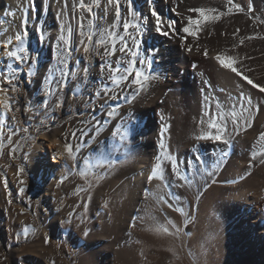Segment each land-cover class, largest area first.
Instances as JSON below:
<instances>
[{"label":"bare ground","instance_id":"bare-ground-1","mask_svg":"<svg viewBox=\"0 0 264 264\" xmlns=\"http://www.w3.org/2000/svg\"><path fill=\"white\" fill-rule=\"evenodd\" d=\"M76 2L79 4L80 0H67L65 6L70 7ZM84 2L92 8L95 6V0ZM28 4L30 0H0V17L5 13L6 18L11 20L13 12L23 10ZM106 4L107 0H100V7H95L97 16H91L97 38L100 29L117 33V45L120 44L119 37H124L132 50L136 51L137 48V62L147 60L151 63V67L144 63H138L135 67L145 75L156 78L147 81L143 89L132 84L134 75L118 83L109 79V72L113 69L120 70L118 73L113 72L117 80L119 76L126 75L124 69L128 66L129 55L117 49L114 56L96 55V66L89 63L88 73H80L75 84L69 87L65 82L74 80L76 74H66L64 77L56 74L55 83L60 82L61 78L64 80L60 95L52 91L51 95L47 91L43 92V98H56L58 104L66 103L65 94L69 93L70 103L68 107H63V114L75 111V123L92 129L86 138L88 145L84 148L85 157L90 155L94 162L102 161L109 171L113 170L111 179L107 180V188L96 194L95 203L99 212L106 207L109 196L114 197L112 210L115 215L113 220L107 222L109 225L105 234L96 240L100 247L93 254V262L115 264L119 247L131 232L136 211L144 206L142 216L151 225L165 222V216L169 214L165 207L171 203H157L155 197L167 194L165 190L174 195L178 186L193 184L214 171L220 177V182L229 184L215 187L216 200L220 201L219 209L223 210L222 223L219 225L221 236H218V243L227 250L223 264H264V204H259L264 203V164L253 177L248 176L251 164L249 152L256 142L261 141L259 134L264 132V92L224 68L215 58L218 54L233 57L237 62L235 66L244 75L254 84L264 86V67L261 63L264 60V40L260 37L264 34V0H233L231 12L228 11L227 0H132L135 17L131 15L128 0H120L119 18L115 16L114 5L104 11ZM64 5L62 0H52L49 9L63 13L66 12ZM235 6L243 11H237ZM201 7L216 9L224 15L218 21L202 24L197 37L188 36L182 31L187 24L186 18L189 15L194 19L200 18L199 13L189 9ZM152 9L162 20L161 31L156 30ZM3 20L0 18V57L6 56L7 51L16 46L15 33L17 29L19 31L15 20ZM125 21L139 25L140 32L130 28L132 38H129L122 28ZM173 21H176L175 31L168 27ZM164 32L168 35H164ZM249 36L255 38L245 39ZM9 38L13 44L5 46ZM133 39L138 40L139 44H133ZM240 39H244L242 45ZM186 45H191L192 50L189 51ZM204 49L208 50L207 57L203 54ZM103 51V47L99 49L100 53ZM244 89H248L245 93L253 92L256 98L254 107L245 115L247 121L241 109L244 101L240 93ZM101 90L108 95L97 97L95 93ZM211 105L220 110L225 107L233 111L238 116L237 121L212 119L207 115V106ZM8 107L7 98L0 90V115L6 116ZM113 110L115 115L109 116L107 113ZM55 118L57 116L48 121V127L55 126ZM213 122L221 127L212 128ZM224 125L226 132H222ZM218 132L227 143L213 138L198 139L207 134L214 137ZM65 134L61 125H56L53 137L47 134V129L37 132L31 137V151L25 159L27 173L39 182L41 188V200L44 202L42 213L46 208L51 209L53 227L58 226L62 218L56 190L68 176L73 163V154L69 156L65 152V145H70L69 135ZM72 147L74 151L76 144L72 143ZM92 161L88 163L90 168L94 166ZM173 161L178 167L173 165ZM157 163L162 165L164 179L149 181L147 177ZM211 166L214 168L209 171ZM177 171L179 176L176 175ZM43 230L47 231V227ZM108 238L110 243L107 242ZM157 240L163 239L159 237Z\"/></svg>","mask_w":264,"mask_h":264},{"label":"rangeland","instance_id":"rangeland-1","mask_svg":"<svg viewBox=\"0 0 264 264\" xmlns=\"http://www.w3.org/2000/svg\"><path fill=\"white\" fill-rule=\"evenodd\" d=\"M32 1L30 0L29 6L21 11L13 12L12 18L10 17L11 20H15L19 28L15 34L23 30L22 20L28 19L29 35L24 40V47L28 51L24 54V62H17L7 55L0 57V90L7 98V105L9 104L6 109L7 115H0V126H2L0 132L3 133L0 137V143L3 144L0 148V264H95L92 259L93 254L100 247L96 240L105 234L109 225L107 222L113 220L115 215L112 210L114 197L110 195L106 207L99 212L95 203L96 194L107 188L113 170L109 171L102 161L95 160L94 162L90 155L85 157L84 148L88 145L86 138L92 129L75 123V111L63 114L64 108L70 103L69 93L65 94L66 103L58 104L56 98H43V92L47 91L48 94L51 90L52 93L61 94L59 90L61 91L64 80L61 78L59 84H56L54 82L56 74L61 77L66 74H76L74 80L70 79L65 82L69 87L70 84H75V79L80 73H85L83 69L89 68L88 65L96 66L95 52L85 53L84 44L80 41L83 40L85 44H88L87 35L93 34L90 47L98 50L102 48V46L98 48L97 31L92 18L97 14V10L93 5V11L89 13L80 9L77 2L74 5L71 4L72 9L71 6H65L62 0L66 12L56 13L55 10L49 9L52 0H40V3H37L38 0H34L33 3ZM0 18L6 22L11 21L6 18L5 13ZM81 21L85 24V26L83 24L85 33L83 36L79 35ZM69 27L72 29L71 47L77 49L70 56L64 51L68 45L59 38L61 35L65 37V40L69 38L67 31ZM99 31L105 30L100 29ZM109 32L112 31L109 29ZM41 35L44 36L43 40L40 39ZM260 37L264 40V34ZM12 50H15V47ZM61 59L65 61L62 65L59 62ZM132 59L137 60V57L129 56L128 62L126 61L127 65ZM89 60L93 63L89 64ZM261 63L264 67V60ZM61 68H63V75ZM119 68L123 69L121 66ZM13 70H15L17 80L9 84L4 80V76H11ZM114 84L117 85V83ZM13 87L15 91L12 90ZM246 90L248 89L241 92L245 93ZM248 96L252 99L251 104H248L244 98ZM244 97L241 98L244 101L243 104L241 103V109L244 110L243 118L247 121L248 118H245V115L249 109L254 107L256 98L251 91H247ZM219 110L220 108L212 105L207 106V115L215 120L234 119L237 121L238 116L233 111L225 107L221 108L222 111ZM228 113L229 115L226 116ZM56 116L55 126L48 127V121ZM26 119L31 121L28 122ZM56 125L64 127L65 133L69 135L70 145L75 143L76 149L71 156L72 169H69L68 176L56 190V199L60 202L62 212L59 211V213L62 218L58 226L53 227V217L49 212L51 209L45 207L42 213L44 202L41 200V188L39 182L27 173L25 159L31 151L29 146L31 137L46 129L47 134L53 137ZM9 136H11V141L8 139ZM13 149H15L14 152ZM249 157L251 164L248 176L253 177L262 165L260 161L264 160V140L254 144ZM90 161L94 162L91 168L88 166ZM21 168L22 172L19 171ZM213 168L211 166L209 171ZM218 178L220 177L216 172H209L193 184L178 186L175 196L167 190H165L167 194L156 196L157 203L164 201L171 203L170 206L167 204L165 207L169 213L165 216L166 221L155 225L156 227L149 224L142 216L144 206L140 211H136L137 213L133 215L134 223L131 232L127 235L125 243L119 247L122 253L117 252L119 255L115 264H223L227 250L218 243V236H221L219 225L222 223L223 210L219 209L220 201L216 200L215 187L229 184L225 181L220 182ZM5 180L7 181L6 186ZM116 197L118 200V195ZM261 203L264 204L263 202L259 204ZM177 209H182V211H177ZM45 227L47 231L43 230ZM165 229L167 232L164 231ZM159 237L163 240H157ZM208 237L213 239L209 240ZM110 241L108 238L107 242L110 243ZM238 255L237 258L240 257Z\"/></svg>","mask_w":264,"mask_h":264},{"label":"snow or ice","instance_id":"snow-or-ice-1","mask_svg":"<svg viewBox=\"0 0 264 264\" xmlns=\"http://www.w3.org/2000/svg\"><path fill=\"white\" fill-rule=\"evenodd\" d=\"M66 4H67V0H65V5ZM227 4L229 5L228 11L231 12V7L234 6L233 5V0H227ZM112 5L115 6V16L117 18H119L120 15H121L120 0H107V4L104 7V11H107L108 8L110 6H112ZM78 7L80 9L86 10L89 13H91L93 11L92 6H89V5L85 4L84 0H80V2L78 4ZM95 7H100V0H95ZM128 7H129V10L131 12V15L133 17H135L136 14H135L134 10H132V0H128ZM235 7H236L237 11H243V9L240 8L239 6H235ZM189 11L200 14V18L199 19H194L191 15H189L186 18V20H187L186 26H184L182 28V31L184 33H186L188 36H191V37H197L198 36V34H199L200 30H201V25L202 24L210 23L212 21H218L224 15L223 12H217L216 9H212V8H207V9L206 8H202V7L201 8H193V9H189ZM151 14H152V16H154L156 18V30L157 31H161L162 20H161L160 16L157 14L155 9L151 10ZM178 15H179V13H178ZM175 23H176V21H173L171 24L168 25V27L173 29V31H175V28H174ZM27 24H28V19L24 18L22 20V29L23 30L21 32H18L17 34H15V41L17 42L16 46H15V50H9L6 53V55L9 58H13L17 62H24V60H25V55L24 54L28 51V49H26L24 47V40L29 35ZM79 28H80L79 35L83 36L85 33H84V30H83V22L82 21L79 24ZM122 28H123V31L125 33L129 34V38H132L131 34L129 33V29L130 28L135 29L137 32H140L139 25L134 24V23H132L130 21L123 22ZM67 31L69 33V38L67 40H65V37L63 35H61L59 38L62 41H64L65 44L68 45V47L64 51H65L66 55L70 56L72 54V52L76 51L77 49H74V48L71 47L70 40H71L72 29L69 27L67 29ZM163 34L164 35H168L167 32H164ZM98 35H99V38L97 40V44H99L100 46L103 47V49H104L103 53H100L99 50L95 49L94 47H90V45H91V43L93 41V34L87 35V40L89 42L88 44H85L83 40L80 41L81 44H84V52L85 53H89L90 51H94L97 56H99V55L114 56L117 53V49H118V51L120 53H128V55L130 57H132V58H135V57H137L139 55L138 51H134V50H132L130 48V46L125 41V38L122 37V36L119 37L120 44L117 45L116 36L118 34L115 33L114 31L113 32H108L107 30H105V31H99L98 30ZM233 35L235 36L236 33L234 32ZM253 38H255V37L249 36V37H246L245 39H253ZM40 39L43 40L44 36L41 35ZM181 39L184 40L185 38L181 37ZM239 43L242 45L244 43V39H240ZM12 44H13V41H12L11 38H9L8 40L5 41V46L12 45ZM133 44L138 45L139 41L136 40V39H133ZM186 46H187L189 51L192 50V46L191 45H186ZM203 54L205 55V57H207L208 56V50L204 49V53ZM215 58H216L217 61H219V63L224 68L230 69L237 76H240L244 81H247L248 84L253 85V87L259 88V90L261 92H264V86H261L259 84H254L253 81L251 79H249V77L247 75H244V73L241 72L240 69L237 66H235L237 62L234 60L233 57L223 56V55H219L218 54ZM59 62L62 65L65 61L63 59H61ZM88 62L91 63V60H89ZM117 63H119V61H117ZM136 63L137 62H136L135 59L130 60L128 66L124 69V72L126 73V75L119 76L118 80H115L113 72L118 73L120 70L119 69H113L112 72H109V79H113V80H115V82L118 83L119 80H128L129 76L133 75V73H134V77L135 78L131 81L132 84L137 86L138 89H143L145 87V83L147 81H149L150 79H155L156 77L145 75L142 71H140L138 68L135 67ZM139 63H144L148 67H151L150 61L140 60ZM107 67L111 68L112 66L111 65H107ZM103 70H104V68L102 67L101 71H103ZM60 71H61V74L63 75V68H61ZM83 71L85 73H88L89 69L85 68V69H83ZM4 80L7 83H9V84H11L12 81L17 80V77L15 75V70L12 71L11 76H4ZM56 83L59 84V81H56ZM12 90L15 91L16 90L15 87H13ZM48 94H52L51 90H49ZM102 94L104 96L108 95L107 93H104L102 90L101 91H97L95 93V95L97 97H100ZM240 96L244 97V93L241 92ZM244 98L246 99L248 104L252 103L251 97H244ZM107 114L109 116H113V115H115V112L113 110V111H109ZM0 127H2V126H0ZM211 127L215 129V128H220L221 126H219L215 122H213L211 124ZM249 127H251V125H249ZM226 131H227L226 126H223L222 127V132H226ZM259 135H260V139L264 140V132H261ZM2 136H3V133L0 132V137H2ZM206 138H213V139H215L217 141H222L223 140V135L220 132H218L214 137L211 136V134H207L205 136L198 137V139H206ZM8 139H9V141H11V136H9ZM223 142L227 143L226 140H223ZM161 146L163 147V143L161 144ZM2 147H3V144L0 143V148H2ZM14 151H15V149H13V152ZM65 152H67L68 155L71 156L72 153H73V147L71 145H65ZM168 159L171 161L172 157L169 155ZM260 162L262 164H264V160H261ZM173 165L177 166L175 161H173ZM19 171L22 172L23 169L21 168V169H19ZM176 175H178V176L180 175L178 171L176 172ZM157 178H159L161 180L164 179L163 169H162V165L160 163H157L154 166L153 170L150 172V174L147 177V179L149 181H152V180L157 179ZM181 179H186V177H181ZM21 183H23V181H21ZM6 184H7V181L5 180V186H6ZM21 192H23V189H21ZM161 199H163V197H161ZM177 211H182V209H177ZM164 231L167 232V229H165ZM177 231H179V230L177 229Z\"/></svg>","mask_w":264,"mask_h":264}]
</instances>
